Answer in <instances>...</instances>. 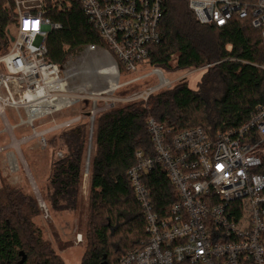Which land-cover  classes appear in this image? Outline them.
Masks as SVG:
<instances>
[{
    "label": "built area",
    "instance_id": "obj_1",
    "mask_svg": "<svg viewBox=\"0 0 264 264\" xmlns=\"http://www.w3.org/2000/svg\"><path fill=\"white\" fill-rule=\"evenodd\" d=\"M164 0H13L16 23L11 46L0 54V161L14 176L29 172L22 148L36 140L47 150L49 137L83 124L82 116L37 131L48 117L70 108L69 82L86 72L65 71L48 60L49 35L62 27L46 18L49 7L61 12L79 5L108 49L97 45L83 48L93 59L96 74L108 83L104 67L115 69L116 91L154 77L157 85L125 98L97 101L83 97L91 85L78 88L81 99L94 100L93 133L97 113L118 105L147 101L152 95L175 86L161 69L148 64L149 47L159 44V25ZM201 24L226 27L232 20H250L264 41V0H187ZM115 58L118 60H115ZM122 68V72L119 69ZM149 69L142 75L141 71ZM201 69L188 71L180 79ZM130 79L121 82L122 76ZM102 92L97 96H104ZM81 98V99H80ZM77 101V102H78ZM58 104L61 108L58 110ZM8 113L19 123L11 124ZM27 127L30 136H15L14 130ZM148 130L155 156L136 153V164L128 171L135 196L145 219L146 240L128 252L117 264H264V106H258L239 129L209 135L196 127L174 133L150 119ZM91 140V139H90ZM62 158V153L57 152ZM90 157L86 162L89 173ZM161 167L174 186L178 201L159 212L145 177ZM32 185L45 218L50 214L37 186ZM83 235H76V243ZM1 264V263H0Z\"/></svg>",
    "mask_w": 264,
    "mask_h": 264
},
{
    "label": "trees",
    "instance_id": "obj_2",
    "mask_svg": "<svg viewBox=\"0 0 264 264\" xmlns=\"http://www.w3.org/2000/svg\"><path fill=\"white\" fill-rule=\"evenodd\" d=\"M46 18L62 27L46 42L51 63L62 66L69 55L88 45L108 49L79 5L64 13L51 6ZM15 23L13 0H0V54L11 46ZM159 32L160 43L149 47L148 64L167 74L207 68L196 90L182 81L147 101L121 104L98 115L92 138L89 125L83 123L49 141L53 153L44 202L49 214L85 213L88 245L81 264H117L146 240L144 213L128 171L136 164L137 152L155 156L150 119L174 133L201 127L213 136L239 129L258 106H264V41L250 20L235 19L223 28L204 25L187 0H164ZM119 69L122 72L120 65ZM91 142L86 208L80 190ZM145 182L159 212L178 201L161 167ZM42 214L34 195L0 179L1 264H19L23 258L25 264H65L35 225ZM58 246L62 252L71 244Z\"/></svg>",
    "mask_w": 264,
    "mask_h": 264
},
{
    "label": "rangeland",
    "instance_id": "obj_3",
    "mask_svg": "<svg viewBox=\"0 0 264 264\" xmlns=\"http://www.w3.org/2000/svg\"><path fill=\"white\" fill-rule=\"evenodd\" d=\"M12 31H14V25L12 27ZM96 55H85L83 49L75 54H71L67 57L66 61L62 65L65 71L72 70L73 72H86L83 75H80L77 78L72 79L69 82L70 93H69V101L72 104L70 108L63 110V112H59L58 114H54L51 117L46 118L45 124L43 126L36 125L37 131H43L50 127V123L52 119H55L58 124L62 123L68 119H72L74 117L82 116V123L87 124L89 126L92 125V115H88L93 110L94 100L97 101V108L101 111L105 106V102L103 99H118L125 98L130 96L133 93L141 92L145 89L153 87L157 85V79L152 77L149 80L141 81L137 84L131 85L129 87L122 88L115 93L106 94L104 96H97L102 92L108 91V83L106 81H102L96 74L97 68L95 67L93 59ZM201 69V68H200ZM207 68H203V71L199 73L190 74L187 79L182 80L187 81L189 83V87L193 90H196L197 85L200 82L202 75L204 74ZM149 69H144L141 71L140 75L145 73ZM194 69L188 70L192 71ZM178 72L173 74H165V77L174 81L175 85L179 84L180 79L187 73ZM130 79V76H122L121 82L127 81ZM91 85V89L87 90V93L81 95L83 97H92L94 100L90 99H81L78 101V97L80 93L77 91L78 88L83 84ZM78 101V102H77ZM10 117V121L12 125H17L19 120L17 117H14L12 113H8ZM97 113L95 116H98ZM94 123V121H93ZM15 136L17 138L30 136L32 130L27 127H19L14 130ZM53 135L49 137V141L52 137L59 135ZM90 152V153H89ZM93 152V144L92 142L89 144L87 160L89 157L91 158V154ZM22 153L24 158L29 166V172L21 171L18 174L12 176L9 172H6L0 161V179H3L10 183L15 187H23L28 193L33 195L32 183L37 186L42 198L47 196L48 186H49V173H50V165H51V156L53 153V149L48 146L47 150H42L36 140L32 141L29 145H26L22 148ZM89 179L90 175L87 173L86 169L84 172V181L81 186V198L86 208L88 206V198L90 194L89 187ZM85 213H73L70 211H65L59 214H50L49 218H45L42 214L38 218L34 220L37 229L40 231L42 239L50 244L52 249L62 258L65 264H81L82 257L85 253V250L88 245V236L87 231L85 229ZM83 235V242L80 244L76 243V235ZM58 243L63 245L70 243L71 247L66 249L65 251H59Z\"/></svg>",
    "mask_w": 264,
    "mask_h": 264
},
{
    "label": "bare ground",
    "instance_id": "obj_4",
    "mask_svg": "<svg viewBox=\"0 0 264 264\" xmlns=\"http://www.w3.org/2000/svg\"><path fill=\"white\" fill-rule=\"evenodd\" d=\"M104 73L107 75L108 77V91L104 92V93H109L112 90V87L115 84V69L112 67V64L109 63L108 65H106L104 67ZM61 108V105L58 104V110ZM90 153V152H89Z\"/></svg>",
    "mask_w": 264,
    "mask_h": 264
},
{
    "label": "water",
    "instance_id": "obj_5",
    "mask_svg": "<svg viewBox=\"0 0 264 264\" xmlns=\"http://www.w3.org/2000/svg\"><path fill=\"white\" fill-rule=\"evenodd\" d=\"M11 41H14V38L11 36ZM19 264H25V258H23V260L19 263Z\"/></svg>",
    "mask_w": 264,
    "mask_h": 264
},
{
    "label": "crops",
    "instance_id": "obj_6",
    "mask_svg": "<svg viewBox=\"0 0 264 264\" xmlns=\"http://www.w3.org/2000/svg\"><path fill=\"white\" fill-rule=\"evenodd\" d=\"M89 187H90V179H89Z\"/></svg>",
    "mask_w": 264,
    "mask_h": 264
}]
</instances>
